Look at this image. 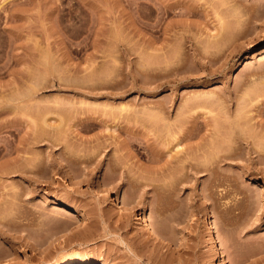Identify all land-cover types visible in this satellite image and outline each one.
<instances>
[{
	"label": "rangeland",
	"instance_id": "obj_1",
	"mask_svg": "<svg viewBox=\"0 0 264 264\" xmlns=\"http://www.w3.org/2000/svg\"><path fill=\"white\" fill-rule=\"evenodd\" d=\"M263 71L264 0H0V264H264Z\"/></svg>",
	"mask_w": 264,
	"mask_h": 264
},
{
	"label": "bare ground",
	"instance_id": "obj_2",
	"mask_svg": "<svg viewBox=\"0 0 264 264\" xmlns=\"http://www.w3.org/2000/svg\"><path fill=\"white\" fill-rule=\"evenodd\" d=\"M260 72V71H259ZM264 72V71H263ZM262 72V73H263ZM261 74V73H260ZM259 74V75H260ZM260 78H261V76H260ZM259 78V79H260ZM256 80H257V78H256ZM261 80V79H260ZM246 93V92H245ZM248 93V92H247ZM236 95V94H235ZM247 95V94H246ZM244 96V94L242 95V97H241V94L240 95H237V96H234V101H235V107L233 108V112L234 113H232L231 114V112L229 111V108H227V112L229 113H227L226 114V111L224 112L225 113V115H227L228 116V118H231V117H233L232 119H230V120H232V121H229V119L227 118V120L231 123V122H233V123H236L235 125H234V127L236 128L237 126L239 127H237L236 129H235V131L238 129V130H240V131H238L237 130V134H236V136H235V133L234 134H232V131H230V134H228V132H227V134H228V136L229 135H234L233 136V138L235 139V141H236V143H237V145H240V147H241V145H247V144H249V141H248V137L250 136V138H252V140L254 141V139H255V137L256 136H254V132H252V134L251 133H249V135L247 134H245L244 133V131H245V128H241L240 129V126L241 125H239V124H241V122H242V125L243 124H248L247 122H245V120L246 121H248L251 117H249V118H247L246 116H248V115H246L245 114V101H243L242 99L244 98V100H246V98L245 97H243ZM242 100V101H241ZM259 101L261 100V99H258ZM258 100H257V102H258ZM244 102V103H243ZM262 108H264V100L263 101H260V102H258L257 103V105H256V110L255 111H258V110H260V109H262ZM233 115V116H232ZM250 115V114H249ZM226 116V117H227ZM235 117V118H234ZM253 118V117H252ZM234 119V120H233ZM255 119V118H254ZM244 120V121H243ZM253 120V119H252ZM256 120V119H255ZM227 122V121H226ZM228 122V123H229ZM245 122V123H244ZM249 122V121H248ZM229 123V124H230ZM233 123H231V126H233L232 124ZM249 123H252V121L251 122H249ZM237 125V126H236ZM230 126V125H229ZM229 126H228V128H229ZM230 126V128H232ZM245 126V125H244ZM234 129V128H233ZM232 129V130H233ZM242 129H244V131L242 130ZM247 129V128H246ZM227 130V129H226ZM242 130V131H241ZM249 130H252V129H249ZM234 131V132H235ZM241 132H242V135H241ZM226 134V135H227ZM244 134V135H243ZM254 137V139H253V137L251 136V135ZM246 135V136H245ZM227 136V137H228ZM215 137V132H212V136L210 137V149H209V151L211 152L212 151V153H211V155L213 156V158H214V160H216V158L217 157H219L220 155H218L219 154V150H218V148H216L217 146L215 145L216 143H215V141H213V138ZM231 137V138H230ZM229 138L232 140V136H229ZM228 138V139H229ZM229 139V141L232 143V141ZM256 140V139H255ZM226 141H228V140H226ZM234 142V141H233ZM251 142V141H250ZM255 142H257V141H255ZM226 143H229V142H226ZM96 144V143H95ZM102 144V143H101ZM234 144V143H233ZM254 144V143H253ZM258 144H260V143H257L256 145L257 146H259ZM97 146H95L96 148V150H97V148L98 147H100L99 146V144H96ZM228 145V144H227ZM229 146H230V144H229ZM228 146V147H229ZM233 146V145H232ZM236 146V144L234 145V147ZM249 146V145H248ZM92 147V146H91ZM233 147V148H234ZM237 147V146H236ZM242 147H244V146H242ZM241 147V148H242ZM251 147V146H250ZM254 147V146H253ZM230 148H231V146H230ZM238 148V147H237ZM236 148V149H237ZM246 148V147H245ZM259 148H261V147H259ZM84 149H86V148H84ZM102 149V148H101ZM200 149H203L204 150V147L202 148V147H200ZM227 149V148H226ZM229 149V148H228ZM232 149V148H231ZM254 149V148H253ZM252 149V150H253ZM255 150H256V148H255ZM88 151V150H87ZM92 151H94V150H92ZM198 151H199V148H198ZM202 150H200V152H201ZM260 150H258L257 149V152H259ZM84 152V151H83ZM203 152V151H202ZM202 152H201V154H202ZM205 152V151H204ZM226 152H227V150H226ZM256 152V151H255ZM261 152V151H260ZM259 152V153H260ZM264 152V151H263ZM88 153H90V152H88ZM225 153V152H224ZM205 154V153H204ZM82 155V154H81ZM81 155H79V156H81ZM200 155V154H199ZM198 155V156H199ZM206 155V154H205ZM204 155V156H205ZM78 156V155H77ZM88 156V155H87ZM197 156V155H196ZM201 156H203V154L201 155ZM204 156L203 157H198L199 159H197V158H194L195 159V162H191V161H189V165L191 166V169H206V165H205V161H206V159L208 158V156L207 157H205V161H204ZM210 156V155H209ZM225 157H229V153H225V155H224ZM86 157V156H85ZM89 157V156H88ZM74 158V157H73ZM83 158H84V156H83ZM202 158V159H201ZM201 159V160H200ZM186 160V159H185ZM188 160V159H187ZM186 160V161H187ZM203 160V161H202ZM210 162H212L211 160H209ZM213 162H216V161H213ZM212 162V163H213ZM218 162V161H217ZM216 162V163H217ZM212 168L209 170V168L210 167H208V170H209V172L211 171V173H210V175L212 174L213 175V179H214V176H215V174L217 173V169H219V168H217L215 165L214 166H211ZM217 168V169H216ZM205 172H202L201 171V173H200V175H203ZM222 173V172H221ZM66 175H67V177L69 178V183H70V186H71V188H72V190H74L75 191V197L76 198H70V197H67V198H61L60 200H59V205L62 207V209H66V210H71L72 212H73V216L74 217H82V216H84L85 214H86V207H87V205L88 204H94V205H97L98 206V208H100V209H102V200H101V197L100 196H102V193L100 192V190H98V189H96V188H93V187H91V186H81V183H80V180H79V178L75 175V174H73V173H71V172H66ZM221 175V174H220ZM222 176V175H221ZM222 178V177H221ZM228 179V178H227ZM209 180H210V178H209ZM230 180V179H229ZM212 181V180H211ZM215 183V182H214ZM78 203H80V204H78ZM118 203H121V205L122 206H124V208H125V210L127 211V213H128V215H131V216H133V217H135L136 219H138V223H139V225L141 226V227H144V228H148L149 229V231L151 232V234L154 236V237H156V238H158V237H160V231H159V229H157V227L156 226H153L152 224H150L149 223V221H148V218L145 216L144 218H139L133 211L134 210H132V208L128 205V203H126L124 200H122V199H120V198H118ZM63 231L62 232H64V234H70V233H72V229L71 228H65V229H62ZM61 231V230H60ZM205 232L206 233H208L210 236H211V238H212V242H213V256H212V264H222V256H223V254H222V252H223V250H222V248H223V240H222V237H221V235L218 233V232H216V231H214L213 232V224H212V222L211 221H209L208 222V224L206 223V225H205ZM73 264H75V263H73ZM77 264V263H76ZM79 264H89L88 262H82V263H79ZM100 264H108L107 262H101Z\"/></svg>",
	"mask_w": 264,
	"mask_h": 264
}]
</instances>
